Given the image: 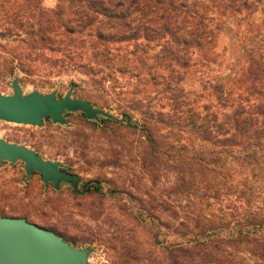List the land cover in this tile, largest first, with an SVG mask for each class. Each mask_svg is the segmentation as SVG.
Masks as SVG:
<instances>
[{"label":"rangeland","instance_id":"374dc122","mask_svg":"<svg viewBox=\"0 0 264 264\" xmlns=\"http://www.w3.org/2000/svg\"><path fill=\"white\" fill-rule=\"evenodd\" d=\"M254 1V32L227 20L215 43L225 62L197 63L183 79L197 107L216 103L205 85L233 78L245 52L264 45V0ZM42 3L52 8L57 0ZM21 47L15 37L0 35V93L13 94L15 79L24 93L56 92L58 98L73 87V97L110 116L67 111L66 124L47 117L42 126L0 120V138L81 177L78 190L67 182L55 188L39 172L28 177L23 161H3L2 216L26 218L90 249L89 264H174L176 258L179 264H264V228L250 234L256 243L241 241L238 222L252 209L264 217L263 163H242L236 153L219 158L191 125L159 122L168 100L153 83L145 85L144 75L119 72L116 81L99 84L80 71H46L41 62L25 72L14 58Z\"/></svg>","mask_w":264,"mask_h":264},{"label":"trees","instance_id":"16d2710c","mask_svg":"<svg viewBox=\"0 0 264 264\" xmlns=\"http://www.w3.org/2000/svg\"><path fill=\"white\" fill-rule=\"evenodd\" d=\"M256 8L254 0H57L52 8L42 0H0V35L21 43L14 58L25 72L41 62L46 71H80L99 84L119 72L144 75L168 100L159 122L191 125L219 158L236 153L242 163L264 164V45L245 52L233 78L205 85L216 103L197 107L182 85L197 63L225 62L215 43L227 20L254 32ZM243 214L240 240L256 243L250 234L264 228V217Z\"/></svg>","mask_w":264,"mask_h":264},{"label":"water","instance_id":"95a60500","mask_svg":"<svg viewBox=\"0 0 264 264\" xmlns=\"http://www.w3.org/2000/svg\"><path fill=\"white\" fill-rule=\"evenodd\" d=\"M73 87L58 98L56 92L43 94L38 90L24 93L18 79L13 81V94L0 93V120L17 124L42 126L47 117L54 123L66 124L64 114L81 111L88 118L110 116L90 101L72 96ZM23 161L27 176L39 172L45 184L59 188L70 183L75 190L81 177L63 169L62 162L45 159L24 144L0 138V165L3 161ZM90 249H81L55 231L22 217L0 214V264H89Z\"/></svg>","mask_w":264,"mask_h":264}]
</instances>
